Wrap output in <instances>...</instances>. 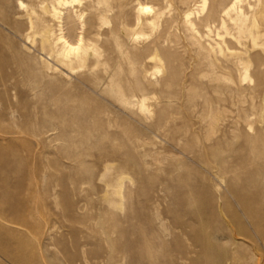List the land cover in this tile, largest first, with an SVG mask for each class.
I'll use <instances>...</instances> for the list:
<instances>
[{"label":"rangeland","instance_id":"1","mask_svg":"<svg viewBox=\"0 0 264 264\" xmlns=\"http://www.w3.org/2000/svg\"><path fill=\"white\" fill-rule=\"evenodd\" d=\"M125 1L121 13L114 9V25L134 20L136 1L153 8L143 18L164 13L153 29L132 25L139 36L133 41L103 28L102 64L95 74L79 76L82 83L81 71L60 64L47 46L0 23V63L7 71L18 64L37 78V94L29 96L37 103L32 111L41 116L45 109L59 120L54 104L62 98L69 115L79 119L78 125L69 124L75 132L43 140V147L35 146L31 135H0V145L11 146L6 155L12 167L5 173L19 169L6 181L0 264H264V90H252L248 79L227 81L233 58L213 71L206 64L197 43L209 42L199 24L207 8L192 15L196 34L183 22L194 0L107 3ZM18 7V0L0 2V13L19 22ZM46 20L55 23L51 14ZM157 37L166 60L159 72L161 64L144 53L145 44ZM242 42L251 49L247 38ZM250 53L252 77L253 64L264 63V53ZM253 74L263 79L259 71ZM141 98L151 110L147 115L136 104ZM7 101L0 100L3 127L10 126ZM14 110L16 115L30 109ZM32 126L47 130L42 123ZM59 178L65 192L54 198ZM120 187L123 204L115 194ZM18 191L24 200H18Z\"/></svg>","mask_w":264,"mask_h":264},{"label":"bare ground","instance_id":"2","mask_svg":"<svg viewBox=\"0 0 264 264\" xmlns=\"http://www.w3.org/2000/svg\"><path fill=\"white\" fill-rule=\"evenodd\" d=\"M8 1L9 0H0V2L4 4ZM136 2L138 8L136 7L137 15L134 17V20L133 18L132 20L125 18V20L119 23L120 25H114L112 20L117 18L118 15L116 12L121 13L124 8L128 7L129 3L125 1L123 4L113 6L108 4L107 0H31L29 2L18 0V8L23 11L21 16L22 19L19 22H11L6 18L3 12L0 13V23L8 26L13 31L22 33L32 44L38 41L41 48L47 46L50 53L53 54L60 64L66 66L73 73L81 71L77 78L78 82L82 83L83 80L82 78L80 79L79 76H83L87 71L95 74L102 64L103 53L99 45V36L102 34L103 28L109 31L118 30L119 32H123L125 36L132 41L139 37L135 29L132 28V25L146 26L152 29L155 28L164 12L162 11V13H159L157 11L151 17L143 18L141 14H149L152 12L153 8L140 1ZM216 2V0H194V9L187 10L184 13V25L194 31V33L200 34L199 29H197L195 26L196 24L191 18L194 13L197 15L204 13V10L207 8L199 24L205 28V38H208L209 42L207 47H203L200 43L196 42L199 49L204 52L206 64L210 67L211 71H213L218 64L228 62V58H233L236 62L233 63V68L228 67L230 71L227 81L232 84H237L248 79L251 83L250 88L252 90L256 92L262 89L264 90V63L262 61L257 65L255 63L253 64L252 77L249 75L250 63L254 59L250 50L258 49L260 52L264 53V0H219L218 4L215 5ZM114 9H116V12H114ZM48 14H51L55 22L54 24H50L46 20V15ZM93 18L96 19V23L93 21ZM167 22L166 24L168 27ZM229 24H231V26H229ZM231 29L233 32H231ZM215 37L220 39V41H217ZM243 37L247 38L250 42L251 49H247L243 46ZM226 38H229V41L226 42ZM159 40L160 38L157 37L144 46V53L151 54V58L161 64L160 67L156 66L157 68L155 71L157 72L160 71V68L166 69L163 49L160 50L158 48ZM222 44H225L224 48ZM236 46L240 49L237 50L235 48ZM43 55L40 56L43 58ZM259 58L260 60L262 59L261 57ZM56 69V67H53V70ZM258 71L260 76L263 77L262 80L254 78L253 73ZM104 73H107V70H104ZM21 76L22 78H20ZM36 82L37 78L35 74L23 70L18 64H16L12 70L7 71L5 62L1 61L0 90L3 95L0 96V100H10L6 103L10 126L3 127V123L6 120L0 117V135H13L17 138L31 135L36 138L34 141L35 146L43 147V142H47V139H49V142L52 140L58 141L60 139L59 136L75 132L76 130L69 124H72V121H74V123L78 125L79 119L78 114L69 115L71 110L62 98L55 100L54 104L58 107V114L60 116L62 114V117L58 118L59 120H55L56 117L54 118L52 113H47L45 109L41 116H39L37 112L32 111V109H35L37 103L33 102L29 96L33 98L37 94ZM26 85L28 86L27 89L22 91L21 88ZM21 94L24 96L22 101L19 100ZM146 101L145 98H141L136 103L139 111L144 115L151 112ZM19 105L22 106L23 109L30 110L14 115L16 111L14 109ZM126 105L129 106L130 103L127 102ZM71 109L73 110V108ZM74 113H76V111ZM252 114L256 116L255 113ZM239 118H241V116H239ZM242 118L247 120V116ZM16 119H18V121H16ZM51 119H53V121H51ZM38 123H42L47 127V130L41 132V128H33L32 125H38ZM52 131H56L57 133L54 132V135L51 137H43L48 132ZM9 147L11 146L3 147L0 145V182L3 183L0 186V213H4L8 208L7 204L4 202V198L9 194L7 187H9L8 180L10 174L17 173L19 170L17 169L15 172L10 171L7 174L4 171V169H11L12 167L11 159L6 155L7 148ZM20 169L23 170V173L26 171V169L22 167H20ZM32 174L35 175L33 170ZM125 179L126 178H122V181ZM6 181H8V183ZM34 181L35 184H37V179ZM58 181L61 190L54 194V198H57L65 192L63 182H61L60 178ZM16 182L17 184L20 183V177H18ZM115 194L119 197V203L123 204L124 195L122 187L116 190ZM17 196L18 200H24L26 198V195L20 191H18ZM8 210L10 211V209ZM65 212L64 209L63 213ZM244 213L245 216H247L246 213H248V210L245 209ZM12 215L15 219H18V215ZM232 218L234 220L233 216ZM2 220L11 225H19L6 218ZM238 233L243 236L246 235L244 228H240Z\"/></svg>","mask_w":264,"mask_h":264}]
</instances>
